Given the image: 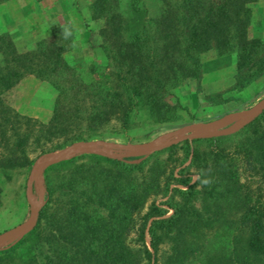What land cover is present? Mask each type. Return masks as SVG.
Listing matches in <instances>:
<instances>
[{
	"label": "trees",
	"instance_id": "1",
	"mask_svg": "<svg viewBox=\"0 0 264 264\" xmlns=\"http://www.w3.org/2000/svg\"><path fill=\"white\" fill-rule=\"evenodd\" d=\"M158 1L151 14L146 0H93L104 64L88 80L65 56L76 38L70 23L27 50L0 33V173L29 167L32 147L94 139L112 121L123 130L141 115L178 121L183 106L169 97L200 82L210 50L234 56L231 91L264 75V38L248 35L257 0ZM29 74L56 94L46 122L5 101ZM207 99L224 101L222 92ZM192 143L132 162L86 153L49 166L37 225L0 249V264H264V111L237 132ZM177 149V165L162 157Z\"/></svg>",
	"mask_w": 264,
	"mask_h": 264
},
{
	"label": "rangeland",
	"instance_id": "2",
	"mask_svg": "<svg viewBox=\"0 0 264 264\" xmlns=\"http://www.w3.org/2000/svg\"><path fill=\"white\" fill-rule=\"evenodd\" d=\"M92 2L93 0H39L38 2L15 0L7 4L5 0H0V33L6 32L19 50H27L32 48L37 40L49 38L52 26L65 22L70 23L76 38L72 49L66 52L65 56L78 69L82 77L88 80L96 72H102L101 67L104 64L98 50L101 42L98 33L100 23L89 18ZM146 2L150 13L156 14L160 7L159 1L146 0ZM250 6L252 19L248 35L264 38V0H257ZM202 60L203 69L200 82L189 80L176 88L173 95L169 97L171 102L178 100L183 106L182 115L178 121L154 124L141 115L138 125L128 130H123L118 123L112 121L101 128L99 136L90 140L133 144L166 139L182 129L209 125L226 115L245 111L264 97V75L240 92L230 90L235 73V58L232 54H220L210 50L202 55ZM217 92L223 93L224 101L211 103L207 96ZM55 96V92L45 81L29 74L9 90L4 98L18 113L46 122L51 116ZM61 141L60 139L47 143L43 149L41 147L30 148L31 164L29 167L0 173V232L23 222L29 215L26 182L32 164L49 153L80 142L75 141L54 148V144ZM190 145L192 147L193 143L190 142ZM169 155L171 158L168 162L177 165L183 152L177 149L175 153L168 154L167 152L162 157L168 158ZM124 159L132 162L140 157L130 156ZM188 162L189 160L184 165ZM41 181L42 183L44 181V172ZM34 198H37L35 191ZM43 200L46 202L44 194ZM145 210L143 209L140 214ZM138 225L139 220H136L134 229ZM134 229L128 235V241L133 246L136 238ZM146 243L149 245L148 238H146ZM163 248L166 249V246Z\"/></svg>",
	"mask_w": 264,
	"mask_h": 264
},
{
	"label": "water",
	"instance_id": "3",
	"mask_svg": "<svg viewBox=\"0 0 264 264\" xmlns=\"http://www.w3.org/2000/svg\"><path fill=\"white\" fill-rule=\"evenodd\" d=\"M263 111L264 97L245 111L226 115L222 119L209 125L182 129L175 135L166 139L133 144H121L105 140L80 141L41 157L32 164L26 182V199L29 204V215L23 222L0 232V249L17 242L36 227L40 210L45 203V200H43L44 188L41 176L49 166L86 153H98L108 157L122 159L130 156H139L140 159H142L153 152L165 149L185 140L192 142L195 139L232 134L254 121ZM33 184H35L38 190L37 198H34Z\"/></svg>",
	"mask_w": 264,
	"mask_h": 264
},
{
	"label": "crops",
	"instance_id": "4",
	"mask_svg": "<svg viewBox=\"0 0 264 264\" xmlns=\"http://www.w3.org/2000/svg\"><path fill=\"white\" fill-rule=\"evenodd\" d=\"M6 1V3L8 4V3H13L15 0H5ZM34 2L36 1V2H38L39 0H33Z\"/></svg>",
	"mask_w": 264,
	"mask_h": 264
},
{
	"label": "clouds",
	"instance_id": "5",
	"mask_svg": "<svg viewBox=\"0 0 264 264\" xmlns=\"http://www.w3.org/2000/svg\"><path fill=\"white\" fill-rule=\"evenodd\" d=\"M205 183H207L208 181H204Z\"/></svg>",
	"mask_w": 264,
	"mask_h": 264
}]
</instances>
